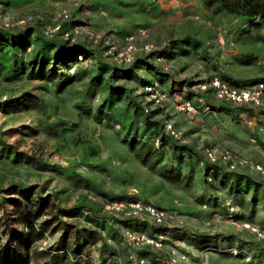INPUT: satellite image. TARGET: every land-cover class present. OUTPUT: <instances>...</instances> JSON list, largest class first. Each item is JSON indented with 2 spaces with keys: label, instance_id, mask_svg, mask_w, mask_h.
Instances as JSON below:
<instances>
[{
  "label": "rangeland",
  "instance_id": "obj_1",
  "mask_svg": "<svg viewBox=\"0 0 264 264\" xmlns=\"http://www.w3.org/2000/svg\"><path fill=\"white\" fill-rule=\"evenodd\" d=\"M150 1L0 0V264H135L120 233L102 216L103 204L130 193L177 207L178 218L195 234L188 264H264V242L233 230L217 203L202 207L206 171L194 149L199 142L221 145L262 163L261 132L212 98L213 111L204 116L174 108L186 100L195 77L230 85L264 81V29L214 13L203 0L164 10ZM61 11L116 42L145 31L136 43L168 46L117 66L87 36L72 43L61 32L46 36L43 27ZM29 14L42 19L3 25ZM146 80L168 95L148 114L140 109ZM164 122L188 144L168 136ZM238 171V178L213 173V187L237 206L240 221L264 233V177ZM157 257L147 264H168Z\"/></svg>",
  "mask_w": 264,
  "mask_h": 264
},
{
  "label": "built area",
  "instance_id": "obj_2",
  "mask_svg": "<svg viewBox=\"0 0 264 264\" xmlns=\"http://www.w3.org/2000/svg\"><path fill=\"white\" fill-rule=\"evenodd\" d=\"M37 19H42V17L39 14H29L20 21L11 22L7 18L3 25L10 28L14 23L16 25L32 23ZM50 22V25L43 27V33L46 36L52 37L61 32L62 37L70 43L87 36L93 39L95 44H99L103 57L117 66L132 64L141 55L153 53L158 55L161 51L164 53L168 46L167 42L160 45L146 42L136 43L137 37H146L145 31L132 34L123 42H116L109 37L90 33L85 28L86 26L75 24L70 11H61L52 15ZM221 38L222 34L218 38L220 42ZM188 88L186 100L174 105L177 111L195 116L207 115L213 111L209 100L212 98L236 109L237 120L247 128L255 127L257 124L258 132L264 130V113L261 112L264 105V81H255L247 85H230L218 77L210 79L195 77ZM140 97L143 101L141 107L144 114H148L153 107H161L168 100L167 92L160 89L153 81H146L143 84ZM256 116L259 117V123L256 122ZM163 129L168 136L180 144H188L182 132L176 130L171 123L164 122ZM250 141L255 142V138L251 137ZM157 142L160 143L162 149L165 148L170 152V148L163 146L158 138ZM194 149L200 153L198 162L206 171V199L202 207L208 208L214 202L217 203L224 211L222 215L224 221L233 230L248 232L254 238L264 242V233L249 222L240 221L237 217V206L231 199L222 197L213 187L215 183L213 173L234 172L246 168L264 177V166L238 156L222 146L211 147L199 142L194 145ZM186 150V146H183L180 154H185ZM171 161L174 166L175 160L171 158ZM178 211L175 206H157L134 193L118 201H108L102 206V216L111 227L120 233L129 251L130 260L137 264L149 263V258L143 256L142 253L146 250L162 255L168 264L189 261L190 242L195 239V234L178 218ZM229 251L234 255L238 253L235 247L230 248ZM247 260H250V257H247ZM110 262L106 260L102 264H110Z\"/></svg>",
  "mask_w": 264,
  "mask_h": 264
},
{
  "label": "trees",
  "instance_id": "obj_3",
  "mask_svg": "<svg viewBox=\"0 0 264 264\" xmlns=\"http://www.w3.org/2000/svg\"><path fill=\"white\" fill-rule=\"evenodd\" d=\"M203 5L212 8L214 13H225L229 16L254 21L257 26L264 29V0H203ZM140 109L142 111L141 106ZM240 172L237 170L232 172L233 174L226 173L222 178L230 175L238 178Z\"/></svg>",
  "mask_w": 264,
  "mask_h": 264
},
{
  "label": "crops",
  "instance_id": "obj_4",
  "mask_svg": "<svg viewBox=\"0 0 264 264\" xmlns=\"http://www.w3.org/2000/svg\"><path fill=\"white\" fill-rule=\"evenodd\" d=\"M150 1V0H149ZM184 1H188V0H156V1H150L152 4L151 5H153V6H155V8H158L159 10H164L165 8H168V7H172V6H174V7H177L179 4H181V5H183L184 4ZM226 36V35H225ZM218 41H219V39H218ZM220 42V41H219ZM220 43H224L223 42V36H222V38H221V42ZM236 85H247V84H236ZM221 102V101H220ZM222 104H219V106H221ZM263 107H264V105H263ZM210 116H205V118L203 119V124L206 122V120L209 118ZM255 119H257V121L256 122H258V120H259V117H255ZM254 130L252 131V132H254L255 133V131H257V124L255 125V127H252ZM246 129V128H245ZM246 131L247 132H249V130L248 129H246ZM260 136H262V138H263V140H264V132H261V133H259V137ZM238 138H242V137H238ZM217 146H221V145H217ZM222 147H225V146H222ZM227 148V147H226ZM251 158V157H250ZM255 161H257V159L255 160ZM259 161V160H258ZM263 166H264V162H262L261 163ZM228 230L229 231H232V229L230 228V227H228ZM243 232H245V231H243ZM245 233H247V232H245ZM248 234V233H247ZM127 248V247H126ZM128 251V250H127ZM143 253V256H145V257H148L149 259H151L150 257L153 255V254H155V257L158 259L159 257H157V256H159L160 254H157V253H153L152 251H150V250H146V251H143L142 252ZM148 254V255H147ZM165 259V258H164ZM166 260V259H165ZM188 263H190L189 261H181V262H179V264H188ZM135 264H137L136 262H135Z\"/></svg>",
  "mask_w": 264,
  "mask_h": 264
}]
</instances>
